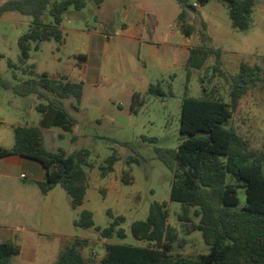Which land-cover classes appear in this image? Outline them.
I'll use <instances>...</instances> for the list:
<instances>
[{
    "label": "rangeland",
    "instance_id": "374dc122",
    "mask_svg": "<svg viewBox=\"0 0 264 264\" xmlns=\"http://www.w3.org/2000/svg\"><path fill=\"white\" fill-rule=\"evenodd\" d=\"M7 1L10 0H0V5ZM180 11L179 4L173 0H106L101 7L89 0L84 9L77 11L71 8L65 14L61 26L63 43L44 42L38 51L32 50L26 66L20 63L18 40L29 30L32 18L18 12H7L0 18V145L3 146H13L14 127L37 126L40 118L35 109L36 96L20 97L12 91L13 86L27 78L23 74L26 67L35 65L39 74L62 72L79 63L80 54L92 56L93 34L104 36L107 32L112 43L111 48L105 49L100 57L97 83L91 79L85 82L86 96L81 102L80 112H73L78 120L74 131L66 133L53 129L45 132L46 147L51 151H90L89 162L93 168H86L89 180L84 204L73 208L69 195L57 186L47 195L37 194L32 202H21L18 213L12 215V220L18 222L14 233L23 238L18 244L23 247L32 245L39 252L40 258L37 256L30 264H53L60 251L75 239L88 241L83 254L91 264L101 263L104 246L108 242L141 246L143 243L131 234V225L145 220L155 202L167 203L170 223L180 231L173 255L193 257L208 253L202 234L188 233L185 223L179 221L183 208L179 203L170 201L173 173L156 152V149L177 150L186 139L180 132L187 77L183 57L179 55L175 66L162 71L166 52L180 51L187 40L176 30ZM44 21H52L48 12ZM189 23L197 27L191 37L192 46L201 45L198 31L205 23L207 34L211 37L207 46L221 53V65L217 66V57L213 55L202 69L191 71L190 96H201L205 86L229 101L230 76L239 71L240 65L264 66V0H256L253 21L247 31L232 27L227 6L218 1L200 6L196 14L191 13ZM137 40L141 41L142 48L136 44ZM139 59L144 60L146 66ZM9 62L15 67H10ZM70 76L78 78L77 71H72ZM139 76L154 85L160 82L166 92L171 87L172 95L166 98L148 95L143 80L137 79ZM3 83L10 87L5 88ZM132 89L146 100L138 113L130 112ZM66 104L70 108L69 101ZM111 109L112 112H109ZM230 125L253 148L264 150V84L251 89L240 100ZM114 152L120 160L115 164L114 171L102 178L100 168ZM130 157H137L139 162L129 165L127 160ZM129 169L134 182L126 185L122 181V173ZM8 183L7 191L0 186V211H7L8 208L16 210L15 188L36 189L29 186L33 185L31 178L19 180L14 177L8 179ZM240 198L244 204V190L240 191ZM84 210L93 213L95 226L101 229L108 228L113 222L108 211L115 217H125L121 227L127 237L120 239L115 236L107 240L101 238L95 228L75 226V221L79 220ZM194 211L191 210L190 217L197 223L199 219ZM2 222L3 225H10L7 218ZM12 263L29 264L17 257Z\"/></svg>",
    "mask_w": 264,
    "mask_h": 264
},
{
    "label": "trees",
    "instance_id": "16d2710c",
    "mask_svg": "<svg viewBox=\"0 0 264 264\" xmlns=\"http://www.w3.org/2000/svg\"><path fill=\"white\" fill-rule=\"evenodd\" d=\"M89 0H10L0 5V18L7 12H18L32 18L29 30L18 40L20 63L27 64L32 50L38 51L44 42L62 44L64 32L61 28L65 14L71 9L80 11ZM101 7L106 0H92ZM181 8L177 17V28L186 38H191L197 27L189 23L191 13L211 1L225 4L229 10L232 27L240 31L250 29L256 0H176ZM48 12L50 23L44 21ZM201 45L191 49L186 64V84L182 100L180 132L186 136L177 150L156 149L158 158L173 173L170 201L179 203L183 213L179 221L185 223L188 233L200 232L208 253L198 256L173 255V247L180 238V231L170 223L167 203H153L145 220L131 225L132 236L143 243L141 246L106 243L105 254L100 264H264V150L253 148L230 125L233 113L247 93L264 84V66L240 65L239 71L230 76L229 101L218 96L214 90L202 87V95L191 97L189 80L192 70L202 69L207 60L215 55L217 66L221 65L219 50L207 46L211 37L207 25L198 31ZM84 59L85 56H78ZM264 62V59H263ZM10 67H15L9 62ZM218 69L217 67L215 68ZM26 79L12 87L15 95L36 96L35 107L41 119L38 126L14 127V145L8 149L0 146V160L19 155L39 161L45 168V180L36 182L42 194L47 195L61 186L69 195L73 208L84 204L88 190L86 168L90 151L82 149L67 153L63 149L49 151L45 146L44 129L58 128L72 133L78 124L73 115L80 111L85 83L72 81L66 76L53 77L48 73H37L36 66L23 70ZM224 76V73L221 72ZM203 83V80H202ZM5 88L9 85L3 83ZM147 94L166 98L160 82L150 85ZM69 101L70 108L66 102ZM145 98L135 93L131 112L138 113L145 105ZM63 137V134L60 135ZM120 160L114 152L101 166V177L114 171ZM139 162L130 157V165ZM122 181L134 182L132 170H124ZM245 191V203L240 191ZM199 219L195 223L191 210ZM108 215L113 222L108 228L95 226L94 215L89 210L80 214L75 226L95 228L103 239L118 237L125 239L126 231L121 227L125 217ZM189 224V225H188ZM86 239H75L60 251L54 264H91L84 256L88 247ZM21 247L14 242H0V264H13L20 255Z\"/></svg>",
    "mask_w": 264,
    "mask_h": 264
},
{
    "label": "crops",
    "instance_id": "0c3cea01",
    "mask_svg": "<svg viewBox=\"0 0 264 264\" xmlns=\"http://www.w3.org/2000/svg\"><path fill=\"white\" fill-rule=\"evenodd\" d=\"M125 1L127 2V1H137V0H125ZM173 1L176 2V4H178V2L176 0H173ZM125 17H126V15H125ZM176 30H179L177 28V19H176ZM124 32H126V29ZM190 42H191V38H187L185 46L183 47V49H181L180 51L178 49H175L173 52H171V51L166 52V55L163 57V61H162L163 62V70L162 71H164V70L167 71V69H171V67L175 66L178 63L179 55L183 57L182 64L186 70V64H187V60L189 58L191 49L193 47H195V46H192ZM111 44L112 43H110V36L107 34V32L104 34V36H103V34L102 35L101 34L100 35L99 34L98 35L93 34L92 35L93 52L91 54L92 55L91 57L90 56L88 57L84 54H80L79 56H85V58L84 59L78 58L79 63H75V64L70 65V68H68L62 72L58 71L56 73H48V74L51 76L60 74L61 76L68 77L72 81H83L84 83L86 81H88V79H91V81H93V83H97V81H98L97 74H98V67L100 65V57L102 56V53L105 49L109 50L111 48ZM136 44L142 48V43L140 40H137ZM139 60L143 65L146 66V62L144 60H142V59H139ZM75 70L77 71V75H78L77 77L78 78H74V77L70 76V73L72 71H75ZM186 73H187V71H186ZM137 79H138V81L143 80L142 84L145 85L147 87V89H149L150 85H152V83L149 80L145 79L142 76H139ZM135 93H138V92L135 89H132L131 94H130L132 96V98H133V95ZM127 94H129V93H127ZM85 96H86V83H85L83 99ZM36 100H37V98H36ZM37 103H38V100L35 103V107H36ZM131 104H132V99H131ZM131 104H130V112H131ZM112 110L113 109H111L109 112H112ZM40 119H41V116L37 120V124H36L37 126L39 125ZM53 129L56 130L58 128L44 129L43 130V135L45 138V146H46L45 132L51 131ZM61 134L62 133H60V135ZM0 146L8 148V149L13 147V146H10V147L9 146H3V145H0ZM58 150H56V151H58ZM49 151H51V150H49ZM56 151H53V152H56ZM18 173H20L19 176H18ZM22 175H25V177L23 178ZM45 175H46L45 168L39 161L30 159V158H26V157H22L19 155H12V156L5 157V158L0 160V186L2 185L5 189V191H7L9 189L8 179H11L14 177L18 178L19 180H27L28 178H31V180L33 181V185H29V186H35V188H36L33 190L32 189H21L20 187L15 188L14 191L16 193V196H15V206L17 207L16 210H13L12 208H8L7 211H0V242H14L17 245H19L18 242L23 241V238H21L18 234L14 233L15 224H18V222L15 220H12V215H13V213H15V214L18 213V207L21 206V202H26L25 204H27L28 202L33 201L34 196H37V194H42L39 187L37 186L36 182L44 181ZM27 188H30V187H27ZM38 192H40V193H38ZM42 195H44V194H42ZM4 218H7L8 222L10 221L9 226H7L6 224L3 225L2 221ZM20 247H21V253H20V255H18L16 257L21 262L30 264L31 262L34 261V259L37 256H39V252L32 245L25 246V247L20 246ZM16 257H14V258H16ZM39 258H40V256H39ZM57 258H58V256H57ZM57 258H56V260H57ZM55 261L53 262V264L55 263Z\"/></svg>",
    "mask_w": 264,
    "mask_h": 264
},
{
    "label": "built area",
    "instance_id": "2783aa9c",
    "mask_svg": "<svg viewBox=\"0 0 264 264\" xmlns=\"http://www.w3.org/2000/svg\"><path fill=\"white\" fill-rule=\"evenodd\" d=\"M22 177L24 178V177H25V175H22Z\"/></svg>",
    "mask_w": 264,
    "mask_h": 264
}]
</instances>
